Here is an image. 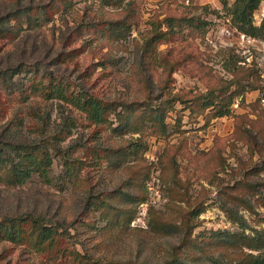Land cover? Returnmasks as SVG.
Returning a JSON list of instances; mask_svg holds the SVG:
<instances>
[{"label": "rangeland", "instance_id": "1", "mask_svg": "<svg viewBox=\"0 0 264 264\" xmlns=\"http://www.w3.org/2000/svg\"><path fill=\"white\" fill-rule=\"evenodd\" d=\"M10 1L0 0V12ZM66 3L48 22L24 30L22 38L0 39V66L34 62L67 81L73 92L88 91L118 103L135 101L139 109L148 97L156 101L169 92L222 85L233 75L225 66L231 56L241 69L254 67L264 85V39L234 27L221 0H134L133 11L105 0ZM169 14L195 15L208 23L202 30L184 29L182 35L158 42L150 53L145 38L152 22L158 24ZM263 17L261 0L254 23ZM170 64L173 70L165 83ZM30 75L22 71L14 79L26 81ZM123 108L119 104L116 111L125 113ZM230 110L206 121L208 109L191 113L177 101L164 116L167 129L156 133L149 119L134 130L118 112L102 124L92 123L56 97L8 100L0 105V139L6 138L4 123L15 113L22 117L25 139L54 133L65 137L58 139L61 151L52 150L47 178L34 173L17 186L0 180V217L41 213L63 233L60 245L103 258L156 263L176 251L180 223L201 205L204 210L191 220L192 237L208 244L207 252L218 259L240 255L238 248L210 243L207 235L217 230L249 234L251 227L264 226V207L253 198V210L231 202L233 195L247 192L239 181L264 180V87L236 95ZM138 120L139 115L133 119ZM64 157L80 158L81 167L70 176ZM89 195L96 202L105 196L106 203L91 208ZM226 204L248 226L231 220ZM117 215L119 220L114 219ZM159 221L168 229L157 228ZM58 253L0 240V264H71L62 249Z\"/></svg>", "mask_w": 264, "mask_h": 264}, {"label": "trees", "instance_id": "2", "mask_svg": "<svg viewBox=\"0 0 264 264\" xmlns=\"http://www.w3.org/2000/svg\"><path fill=\"white\" fill-rule=\"evenodd\" d=\"M116 6H125L127 11H133L134 0H105ZM261 0H233L228 4L227 0H221L224 8L230 15L231 23L242 33L251 37L264 39V17L258 24L253 21V12L258 7ZM67 0H53L47 4L34 3L32 1L11 0L9 7L0 12V39L22 38L23 31L28 28L40 26L52 19L53 11L59 8H65ZM206 6V5H203ZM67 8V7H66ZM65 8V9H66ZM213 12H218L212 9ZM161 23L165 24L162 28ZM208 21L195 15L169 14L166 15L158 24L152 22L150 33L146 36L145 50L150 53L155 45L162 40H169L182 35L184 29L202 30ZM118 32V31H117ZM153 55V54H151ZM232 56L226 61L225 66L232 72V78L225 80L222 85L209 86L205 91L192 92H169L156 101L148 97L149 101L144 102L145 107L139 109L137 102L122 101L118 103L113 100L103 99L101 96L88 91L73 92L69 83L63 81L53 72L40 70V66L34 62H19L9 64L6 67L0 66V105L8 100L24 103L33 102V97L38 95L43 99L52 97L59 98L64 102L72 104L85 114L87 120L92 123L102 124L108 120V115L118 112L119 118L125 119L123 123L130 124L132 128L139 129V125L145 123V118L151 121L154 132L166 130L167 125L164 116L167 111L173 108L177 101L184 103L190 112L204 113L205 120L210 117L227 115L231 112L230 105L236 95L243 94L246 90L261 88L264 85L259 83V76L254 67L241 69L233 64ZM234 65L232 68L231 66ZM173 64H170L165 83L171 76ZM30 72V77L25 81H16L14 77L20 72ZM252 76V78H249ZM234 86L233 89H230ZM262 98L258 96V100ZM119 104H123L125 113L116 111ZM20 113V111H19ZM13 114L9 120L4 123L7 135L5 139H0V180L10 186L23 184L34 173L39 176L48 177L51 163L52 150L58 152V139L64 138L57 133L46 136H36L34 139H25L22 133V117ZM139 115L138 122L133 119ZM0 116L1 112H0ZM44 119L45 115H37ZM132 119V122L128 119ZM38 127V125H36ZM40 127V126H39ZM43 127V125H42ZM61 129L60 133H63ZM139 145V143H136ZM138 148V146H137ZM60 153V152H59ZM100 155V153H98ZM97 155V156H98ZM94 160H98L95 158ZM65 170L67 175H71L75 167L80 168V158L64 157ZM240 184L247 188V192L232 196V203H239L245 208L253 210L252 199L255 203L264 207V180L243 179ZM88 196V202L91 208H102L106 203L105 196L100 197L98 202ZM97 197V196H96ZM99 197V196H98ZM99 203V204H96ZM204 206H196L188 211L184 220L178 227V244L173 245L175 252H170L168 257L160 262L151 263L136 260H119L112 258L98 257L93 254L82 252L75 248H69L67 245H60L63 235L53 224L48 223L41 213L20 212L17 214H6L0 217V240H6L17 244H27L35 251L50 250L55 254L62 249L63 254L67 255L71 264H264V226L251 227L252 233L230 232L227 230H217L207 235L211 239L210 243L225 244L227 247L238 248L240 255H229L225 260L214 257L213 252H207L208 244H201L200 241L192 237V228L194 223L192 218L196 217L204 210ZM229 218L237 222L242 227L248 226L243 215L239 214L229 205L223 206ZM255 212V211H253ZM114 216V219L120 218ZM264 221V217H261ZM157 228L168 229L165 221H159ZM174 227H176L174 225ZM191 246H193L191 248ZM246 247L248 250H243ZM194 248V250H193ZM178 250V251H177ZM192 261V262H191ZM209 261V262H208Z\"/></svg>", "mask_w": 264, "mask_h": 264}]
</instances>
